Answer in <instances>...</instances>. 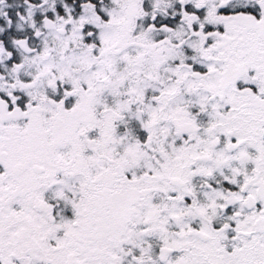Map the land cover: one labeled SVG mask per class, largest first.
I'll return each mask as SVG.
<instances>
[{
  "label": "snow or ice",
  "instance_id": "1",
  "mask_svg": "<svg viewBox=\"0 0 264 264\" xmlns=\"http://www.w3.org/2000/svg\"><path fill=\"white\" fill-rule=\"evenodd\" d=\"M0 264H264V0H0Z\"/></svg>",
  "mask_w": 264,
  "mask_h": 264
}]
</instances>
